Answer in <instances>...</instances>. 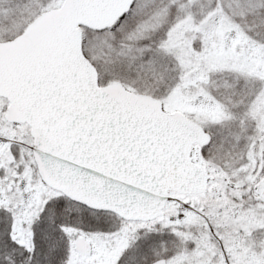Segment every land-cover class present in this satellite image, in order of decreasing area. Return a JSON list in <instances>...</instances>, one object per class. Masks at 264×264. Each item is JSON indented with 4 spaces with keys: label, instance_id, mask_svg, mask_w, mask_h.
Masks as SVG:
<instances>
[{
    "label": "snow or ice",
    "instance_id": "1",
    "mask_svg": "<svg viewBox=\"0 0 264 264\" xmlns=\"http://www.w3.org/2000/svg\"><path fill=\"white\" fill-rule=\"evenodd\" d=\"M0 264H264V0H0Z\"/></svg>",
    "mask_w": 264,
    "mask_h": 264
}]
</instances>
